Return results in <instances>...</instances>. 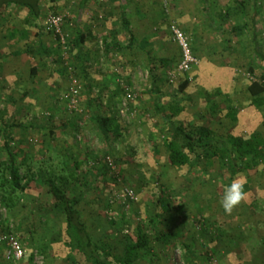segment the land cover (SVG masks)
Instances as JSON below:
<instances>
[{"label": "rangeland", "instance_id": "374dc122", "mask_svg": "<svg viewBox=\"0 0 264 264\" xmlns=\"http://www.w3.org/2000/svg\"><path fill=\"white\" fill-rule=\"evenodd\" d=\"M79 1L62 0L58 5L70 39L74 38ZM182 1L145 2L140 13L128 14L135 37L147 42L145 48L126 46L128 34L121 31L122 12L117 2H92L93 15L83 26L92 29L87 48L97 53H91L87 62L78 59L70 45L66 52L63 48L61 62L27 52L38 46L37 37L32 34L25 42L9 39L8 44L4 39L8 30L0 29V37L4 35L0 39V108L6 122L14 124L11 145L20 160L29 157L21 166L23 174L28 166L35 173L54 170L61 175H70L75 168L78 179H70L72 187H90L80 208L95 240L122 249L127 237L136 235L137 225L144 223L153 250L135 264H210L213 258L217 264H264V163L238 171L234 177H230L228 162L201 165L199 171L190 173L168 166L163 141L174 136L175 125L166 124L155 108L158 101L166 108L179 103L184 110L176 122L184 121L191 129L207 125L226 138L249 137L257 131L264 135V105L257 107L246 89L250 81L264 74V66L258 63L251 70L254 37L264 52V0H259L256 10L252 0L247 1L248 21L241 30L233 28L237 23L242 26L241 20L220 16V1L215 0L218 4L213 10L218 29L205 23L198 10L181 13ZM48 5L44 0L41 19L29 26L33 33L45 28L42 22L54 14ZM11 10L16 16L8 26L24 27L25 13L16 6ZM117 24L121 25L118 31ZM172 24L185 33L200 61L188 73L177 71L182 52L173 38ZM110 28L116 31L110 32ZM42 34V41L56 52L58 36L46 28ZM105 36L110 44L120 39L124 47H107ZM120 57L129 63L115 64L114 58ZM10 58L16 62L10 64ZM69 66L82 86L76 108L66 98L71 84ZM186 80L190 84L181 90ZM91 83H97V89ZM107 83L112 85L105 97L102 91ZM93 115L113 118L119 132L105 136ZM3 141L0 133V164L9 159ZM77 161L81 165L76 168ZM234 179L245 182L247 198L228 214L220 201ZM126 188L137 192L136 202L120 199ZM47 189L39 178L36 188L21 194L13 212L0 204V236L6 232L15 235L25 249L22 260L10 263L0 242V264H73L64 245L65 215L49 200ZM162 194L170 202L168 210L159 201ZM199 206L204 213H199ZM152 218L158 221V230L171 235L168 241L156 239ZM186 244L192 245L190 249Z\"/></svg>", "mask_w": 264, "mask_h": 264}, {"label": "trees", "instance_id": "16d2710c", "mask_svg": "<svg viewBox=\"0 0 264 264\" xmlns=\"http://www.w3.org/2000/svg\"><path fill=\"white\" fill-rule=\"evenodd\" d=\"M43 1L44 0H0L1 25H3L5 21V19L1 21V17L3 16L2 10H6L11 6H16L17 8H26L29 11V15L27 16L28 19L24 27L17 26V31L15 27L8 30V35L11 34L12 40L19 38L21 35L27 36L29 33V26H31V24L34 26L37 25V22L41 19ZM60 1L62 0H48V8L53 11L54 14H58V5L60 4ZM97 1L98 0H83L82 5H87L89 2ZM111 1H114L115 3L117 2L121 7L122 28L126 34H128V47L132 48L134 47V42H138V39L132 31L131 21L128 13H126L128 0ZM217 1H220L222 4V9L218 10H220V16L224 20L232 17L241 20L242 26L237 23L235 27H233L234 30H241L246 27L248 19L245 6L247 1L251 0ZM217 1L199 0L202 16L205 18L209 26L216 29H218L217 23L219 24V22L214 21L213 10L214 7L217 6L216 4H218ZM251 2L255 10L261 4L259 0H252ZM253 19H255V16ZM43 30H45V28L41 26L38 31L42 33ZM46 32L51 33L53 31L46 29ZM54 35H56V38L58 36V47L56 48V52L53 53L52 49L42 42V40H40V46L35 47V49L29 48L27 52H36L43 55L46 54L47 56L54 58V61H63L62 53L66 52L69 45L73 50H76L78 40L75 36L73 39H70V35L68 33L69 36L66 41L67 49L63 52L64 45L62 44L59 35ZM107 38V36L104 37L106 46L112 47L113 43H108L109 40H106ZM10 42L12 43V41ZM254 42L255 47L251 62V70L253 72V66L255 63L260 64V66H264V52L262 51L256 37H254ZM142 43L143 44H141V46L145 48L147 42L143 40ZM34 70L35 69H33L32 72L33 74L35 73ZM75 75L77 76L76 72ZM189 84L190 82L186 80L180 85V89L184 90ZM246 89L250 97L253 98V102L257 107L264 105V74H262L260 78L250 81ZM183 110L184 107L179 105V103L172 104L169 108H166L163 104L157 105V111L163 118L164 122L168 125H175L174 136L165 137L163 141V144L166 147V162L168 166L179 171L184 169L190 173L196 170L199 171L200 169L198 167L201 165L213 167L216 162L223 164L228 162L231 168V171H229L230 177H234L238 171L253 169L264 163V135L260 131L254 132L249 137L244 135H230L226 138L216 135L213 129L207 125H201L195 129H191L184 121L176 122L177 117ZM92 119L95 123H97L98 127L105 134V136H109L112 131H115L116 133L119 132L116 120L111 117L93 115ZM13 127L14 124L6 122L4 113L0 108V133L4 136L3 145L9 158L7 162L5 161L0 164L1 166H4L5 169L2 170L0 168V204L7 211L13 212L20 202L21 194L28 189L36 188L38 179L40 178L48 188L47 194L49 200L53 202V205L57 210L61 211L65 215L63 233L64 245L68 249L67 259L73 264H79V260L90 264H135L136 261L140 260L147 253L152 252L153 249L151 247L150 237L145 231L144 223L137 225L136 235L127 237V241L123 244L124 246L122 249L117 248L114 244L104 240H95L80 208L81 204L86 200L88 194L90 193V187L85 189H76L75 187H72L70 179H78L75 168L71 169L70 175H61L56 173L54 170H39L35 173L32 171L31 167L28 166L29 168L27 173L23 174L21 166L24 163L26 164L29 157L23 159L22 161L19 158V152L13 150L11 145L12 135L10 132ZM80 165L81 162L77 161L75 167H80ZM222 174L226 175L227 172L223 171ZM159 201L166 207L168 206L166 210L169 209L170 202L168 201L166 195L162 194L161 197H159ZM203 209L204 208L199 206L198 211L200 214L204 213ZM151 222L155 229L156 239L158 241H168L171 235L163 230H158V221H156V219L152 218ZM185 246L190 249L192 245L190 246L186 244ZM29 259L32 260V256H30Z\"/></svg>", "mask_w": 264, "mask_h": 264}, {"label": "crops", "instance_id": "0c3cea01", "mask_svg": "<svg viewBox=\"0 0 264 264\" xmlns=\"http://www.w3.org/2000/svg\"><path fill=\"white\" fill-rule=\"evenodd\" d=\"M83 0H80L79 2H78V9H76V13H75V29H74V36L76 37V39L78 40V43H77V48H76V50H75V55L77 56V58L78 59H80V60H82V61H84L85 60V62H87V61H89V58H90V56H91V53L95 56V54L97 53V52H91L90 51V49L89 48H87V43L88 42H90L91 41V39L90 38H92V36H93V34H92V29L91 28H89V27H85V26H83V25H87V23L86 22H89V20H90V16H91V14L93 15V12H94V6L92 7V2H89V4H87V5H82L83 4V2H82ZM144 1V2H143ZM146 2V4H149V5H152L153 4V2H154V0H128V4H127V6H126V13H128V14H130V13H132V14H135V13H140L141 12V6H143L142 5V3H145ZM180 3V5L182 6V10H180L181 11V13L182 12H184V13H190V12H192L193 14L195 13V11H199V13H200V15H201V17L203 18V20H204V22L205 23H207V21L205 20V18L202 16V14H201V10H200V6H199V0H183L182 2H179ZM134 6V7H131V6ZM11 8H13V6H11V7H8L6 10H2V17H1V21H3L4 19H5V21H4V24L3 25H1L0 24V29L1 30H3L4 28H6V30H10V28H14V26H13V24H11L10 25V27L8 26V24L9 23H11V22H13L14 20H13V16H16L15 14L13 15V13L11 14L10 12H12V10H11ZM19 8V7H18ZM9 9V10H8ZM109 9H111V11L113 12V13H115L114 12V8H113V6H111ZM192 9V10H191ZM20 10H22V12H24L25 13V15H24V17H22V20H24V21H27V16L29 15V11L26 9V8H20ZM43 10V9H42ZM120 10H121V7H120ZM189 10V11H188ZM43 12V11H42ZM121 12H122V10H121ZM114 24V23H113ZM121 24H122V20H121ZM209 25V24H208ZM34 25L33 24H31V28L33 27ZM120 24H117V31L118 30H120ZM123 27V26H122ZM133 26H132V24H131V28H132ZM31 28H29V33H28V35L27 36H19V38L18 39H20V40H23V42H25V40H28L29 38L31 39V37H32V34L34 35V37H37V44H38V46H40V40H43L42 39V37H43V34L42 33H40L38 30H37V32L36 33H33L32 31H31ZM12 30V29H11ZM110 32H113L114 33V31H116V30H114L113 28H110ZM121 31H123V34L124 33H126L124 30H123V28L121 29ZM120 32V31H119ZM122 33V32H121ZM4 36V35H3ZM2 36V37H3ZM2 37H0V39H2ZM5 40H7V43L9 42L8 40L9 39H11V35L9 34L8 35V33H7V35H5V38H4ZM35 39V38H34ZM80 39V40H79ZM125 39V38H124ZM127 40H128V38H127ZM43 42V41H42ZM141 41H139L138 40V42H134V47L136 46V44H138V45H141V43H140ZM129 43V42H128ZM128 43H126V46L128 47L129 46V44ZM9 44V43H8ZM113 47H117V48H120L121 46L122 47H124V43L123 42H121L120 41V39H116L114 42H113ZM37 46V47H38ZM85 51V52H84ZM83 56H85L84 58H83ZM83 58V59H82ZM121 58V57H120ZM7 61L8 62H10V64H12V63H15L16 61H14L13 60V58H10V59H7ZM113 62L116 64V63H123V64H125V63H129V60H127V59H123V58H121V60H118L117 58H114V60H113ZM112 63V62H111ZM13 65H15V64H13ZM114 65V64H113ZM85 76H88V72H87V70L85 69ZM108 74H110V76H111V73L110 72H107ZM107 73H105V74H107ZM105 74H103V77L102 78H104L105 76ZM7 77H8V75H7ZM10 77V76H9ZM17 79H19V77H16ZM20 80V79H19ZM8 81L9 82H11V79L9 80L8 79ZM92 83H94V82H92ZM91 83V84H92ZM97 84V83H96ZM91 85V87H93L94 89H97V85ZM112 84H110V83H107V86L108 87H106L103 91H102V93H104V96H105V94L106 93H110L111 91H110V86H111ZM157 91H160V89H158ZM106 97V96H105ZM159 104H163L161 101H158V103L157 104H155V108L157 109V105H159Z\"/></svg>", "mask_w": 264, "mask_h": 264}, {"label": "built area", "instance_id": "2783aa9c", "mask_svg": "<svg viewBox=\"0 0 264 264\" xmlns=\"http://www.w3.org/2000/svg\"><path fill=\"white\" fill-rule=\"evenodd\" d=\"M64 20V15L50 14L44 20L43 25L47 30H52L55 34L59 35L61 42L64 45V49L66 50V41L69 35L68 33H65V30L63 28ZM171 31L174 40L179 44L182 52L177 71L179 73H188L192 70L194 66L199 64V58L193 53L188 38L178 25L172 24ZM68 68L70 71L71 84L66 98L70 100L72 107L76 108L78 107V98L82 86L78 77L75 75L74 68L71 66H69ZM171 80L173 79L171 78ZM108 161L109 164L112 166L113 163L111 162L110 158H108ZM120 199H122L125 203L136 202L139 197L134 189L126 188L123 191ZM0 242L5 245L4 257L6 261L10 263H16L23 259L25 255V249L21 240L15 237V235L4 233L0 236ZM210 264H217V260L213 258Z\"/></svg>", "mask_w": 264, "mask_h": 264}, {"label": "clouds", "instance_id": "9594fccd", "mask_svg": "<svg viewBox=\"0 0 264 264\" xmlns=\"http://www.w3.org/2000/svg\"><path fill=\"white\" fill-rule=\"evenodd\" d=\"M246 198L245 182L242 179H234L225 187L220 203L224 212L230 214Z\"/></svg>", "mask_w": 264, "mask_h": 264}]
</instances>
